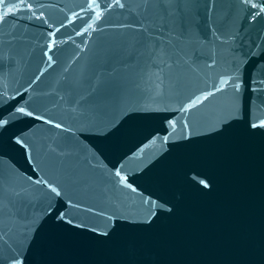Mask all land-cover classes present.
Here are the masks:
<instances>
[{
  "label": "water",
  "instance_id": "95a60500",
  "mask_svg": "<svg viewBox=\"0 0 264 264\" xmlns=\"http://www.w3.org/2000/svg\"><path fill=\"white\" fill-rule=\"evenodd\" d=\"M0 264H264V0H3Z\"/></svg>",
  "mask_w": 264,
  "mask_h": 264
},
{
  "label": "snow or ice",
  "instance_id": "6c2138e0",
  "mask_svg": "<svg viewBox=\"0 0 264 264\" xmlns=\"http://www.w3.org/2000/svg\"><path fill=\"white\" fill-rule=\"evenodd\" d=\"M3 2V0H0V3H2Z\"/></svg>",
  "mask_w": 264,
  "mask_h": 264
}]
</instances>
